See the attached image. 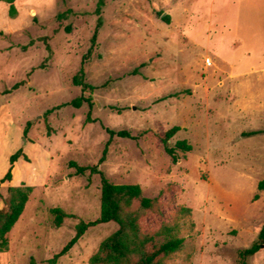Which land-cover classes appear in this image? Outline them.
<instances>
[{
  "label": "rangeland",
  "instance_id": "1",
  "mask_svg": "<svg viewBox=\"0 0 264 264\" xmlns=\"http://www.w3.org/2000/svg\"><path fill=\"white\" fill-rule=\"evenodd\" d=\"M99 1L16 0L12 17L0 0V180L14 152L30 159L14 163L0 207L9 186L33 188L0 264H51L78 223L100 216V175L70 162L97 164L106 127L137 137L114 136L100 169L157 201L142 231L184 238L162 264H237L240 250L264 244V0ZM99 17L84 64L96 88L83 91L74 77ZM81 95L95 102L90 118L87 102L70 104ZM174 126L168 144L192 145L178 161L162 141ZM56 207L69 215L59 228ZM117 229L89 227L56 264H90ZM250 263L264 264V247Z\"/></svg>",
  "mask_w": 264,
  "mask_h": 264
},
{
  "label": "trees",
  "instance_id": "2",
  "mask_svg": "<svg viewBox=\"0 0 264 264\" xmlns=\"http://www.w3.org/2000/svg\"><path fill=\"white\" fill-rule=\"evenodd\" d=\"M9 4L8 13L14 17L17 15V7L15 5L16 0H4ZM99 3H103L100 0ZM100 6L98 13L100 14ZM61 14H59L60 16ZM168 16L164 19L168 20ZM101 26L100 17L98 18L97 27L91 38V46L88 52L83 56L82 66L79 72L74 77V83L80 85L83 91L87 88L94 90L96 87L88 84L84 81V64L92 53L93 47L96 44L99 28ZM71 27H67L70 30ZM58 29L54 30L57 31ZM48 49L49 46H47ZM22 83H17L15 88H18ZM83 102H87L89 105L88 118H90L91 110L95 105L92 97H85L81 95L70 102L75 107H81ZM53 109L48 110L51 112ZM28 127L25 130L27 132ZM180 129L179 126H174L167 130L162 137L165 151L173 158L174 161H178L177 150L183 152L190 151L192 145L186 140H179L175 146L168 144L176 132ZM106 131L109 134V138L105 143L103 153L99 159V162L95 165H80L76 161H71V166L76 168V174L85 175L87 171L91 174H99L101 180V211L100 216L93 221L85 222L81 221L76 226V233L71 240L63 247V249L55 254L50 259L51 264H56V260L66 254L85 234L87 229L91 226H95L102 223L115 222L118 224V229L110 236L104 239L98 251L92 255L89 262L90 264H162L164 257H167L176 251L180 250L184 243V238L178 236H172L165 241L158 243L156 237L163 232H168V228L160 229L153 234L144 233L141 228V219L147 214V212L156 209L157 201L153 198L144 196L142 187L140 184L133 183H114L109 180L106 174L100 169V165L106 160L109 146L111 145L114 136L127 137L131 139H137L127 130L116 131L109 127H106ZM261 131H249L244 134L247 136L254 135ZM25 161H29L28 155L23 153L20 148L10 156V168L7 173L0 180V187L5 181L12 180V169L14 163L20 158ZM263 183H259V188H264ZM33 188L27 185L9 186L8 197L6 199L7 205L0 207V251L7 250L9 247L8 235L12 228L22 215L25 206L29 200L30 194ZM0 198L2 194L0 192ZM258 194L255 195V199H258ZM54 216V224L56 227L63 225L64 219L68 217V213L62 208L56 207L51 209ZM259 237L264 240V224L259 232ZM261 249L259 242H253L252 245L246 247L238 252L237 264H251L250 258Z\"/></svg>",
  "mask_w": 264,
  "mask_h": 264
},
{
  "label": "water",
  "instance_id": "3",
  "mask_svg": "<svg viewBox=\"0 0 264 264\" xmlns=\"http://www.w3.org/2000/svg\"><path fill=\"white\" fill-rule=\"evenodd\" d=\"M261 247H264V244H261Z\"/></svg>",
  "mask_w": 264,
  "mask_h": 264
}]
</instances>
